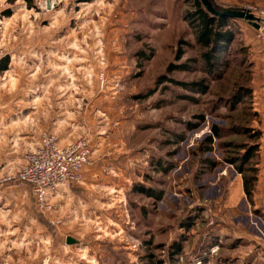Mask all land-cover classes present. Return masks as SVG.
<instances>
[{
  "label": "rangeland",
  "instance_id": "rangeland-1",
  "mask_svg": "<svg viewBox=\"0 0 264 264\" xmlns=\"http://www.w3.org/2000/svg\"><path fill=\"white\" fill-rule=\"evenodd\" d=\"M190 1L0 0L2 59L48 65L47 92L67 108L59 145L84 141L91 149L83 180L52 198L53 210L32 200L27 218L19 202L10 217L0 202V264H249L264 255V204L254 210L240 189L241 164H233L249 151L242 164L249 178L262 161L264 55L245 46L258 39L240 21L224 74L209 79L183 20ZM209 1L217 11L264 6ZM177 49V64L190 70L167 74ZM150 51L142 61L139 54ZM166 79H204L208 90L186 92ZM139 189L162 196L156 201ZM10 224L19 232L7 231ZM12 244L19 256L10 255Z\"/></svg>",
  "mask_w": 264,
  "mask_h": 264
},
{
  "label": "crops",
  "instance_id": "crops-1",
  "mask_svg": "<svg viewBox=\"0 0 264 264\" xmlns=\"http://www.w3.org/2000/svg\"><path fill=\"white\" fill-rule=\"evenodd\" d=\"M252 29L256 31V29ZM239 31L242 32L243 28ZM246 35V32L242 33L243 38ZM247 41L245 39L244 42ZM245 46H249L250 52H253L255 47L259 46L262 55H264V49H262L259 42L253 43L250 40ZM253 55H249V58H251L250 63L256 66L259 61L257 58H252ZM260 61L264 62V58ZM32 63L23 65L21 62L14 61V59H8L7 69L0 71V179L16 175L23 163L24 154L38 144L39 133L47 131L56 135L57 129H60L62 124V119L66 117V102H63L60 96L52 99V96L47 92L52 86L51 75H48L50 70H47L48 65L45 64L43 69L40 70L39 66ZM57 139L61 144L62 140ZM262 151H264V147H262ZM257 170V183L251 199L254 210L259 204H264V152H262V161L258 164ZM90 176L94 177V174ZM242 188V185H240L241 190ZM30 201H32V198L29 189L19 186L14 180L0 187V202L10 217H13L15 213L19 214L20 206L17 205L21 202L27 204V218H29ZM22 210L24 211V207ZM261 216L264 218V211L261 212ZM8 226L7 231L11 234L14 231L19 232L18 224ZM25 227L26 230L24 231L27 232L33 228L30 224ZM3 228L4 225H0V229ZM226 228L231 229L230 225H226ZM240 235L242 236V234H239L235 238H240ZM258 244L257 246H259ZM16 246L14 247L13 244L9 246L10 255H13L15 251L19 256V244ZM254 257L247 263H257L259 258L264 257V255L257 252Z\"/></svg>",
  "mask_w": 264,
  "mask_h": 264
},
{
  "label": "built area",
  "instance_id": "built-area-1",
  "mask_svg": "<svg viewBox=\"0 0 264 264\" xmlns=\"http://www.w3.org/2000/svg\"><path fill=\"white\" fill-rule=\"evenodd\" d=\"M249 11L259 19L256 35L264 49V6ZM90 153L91 149L84 141L60 146L55 134L41 131L38 144L24 154L20 170L12 177L0 179V187L11 180L16 181L19 186L29 189L34 205L49 212L54 207L52 198L83 180V170L90 162Z\"/></svg>",
  "mask_w": 264,
  "mask_h": 264
},
{
  "label": "trees",
  "instance_id": "trees-1",
  "mask_svg": "<svg viewBox=\"0 0 264 264\" xmlns=\"http://www.w3.org/2000/svg\"><path fill=\"white\" fill-rule=\"evenodd\" d=\"M209 1V0H208ZM191 8L189 11L184 13L183 20L187 24L189 28H191L194 32V44L197 48H199L202 52L200 53V59L202 61V68L201 70L204 72L206 76L209 77L211 80H216L218 78L222 77V74H224L226 68H227V62L224 61L225 55L228 53L227 50L230 47V44L235 39V27L238 26V23L243 20H235L230 19L228 17L220 16L215 17L211 13H209L204 5L201 3L200 0H191ZM213 9L218 12H225L230 10H220L217 11L212 2L209 1ZM244 22V21H243ZM246 23V22H245ZM247 24V23H246ZM248 25V24H247ZM185 44V43H182ZM187 45V44H185ZM152 52L150 51L149 55H145L144 53H140L139 57L142 61H147L151 59ZM182 50L177 49V52L174 56L175 63H172L167 68V74H172L174 72H185L190 70V67L187 63H178L180 62L182 57ZM8 64V59H2L0 61V71L6 70ZM140 68L141 63L138 65ZM167 81H170V79H166ZM175 85L180 86L183 90L186 92H191L194 94L203 95L207 93L208 86L206 85V81L204 79L191 82V83H183V82H177V81H170ZM245 96H248L245 95ZM244 96V97H245ZM232 101H235L233 99ZM243 102V101H242ZM201 120L203 117H199ZM213 135L216 136L217 134V128L212 127ZM208 144H212V137H209L207 139ZM210 151V149H208ZM246 153V155L242 158H240L238 161L233 162V164H241L239 167L237 166V170L240 172V174L243 176V192L248 199L251 200L252 193L255 188V184L257 182L256 173L257 171H252L253 175L252 177H246L244 174L246 172V169L242 167V164L244 166H247V162L249 159H247V156L249 155ZM213 164H210L212 166ZM206 168H209L207 166ZM139 192L146 194L149 198H152L156 201H158L162 193L161 192H153L151 190L146 189H139ZM179 249V246L175 247V253H177V250ZM154 264V263H152ZM156 264H162L161 262H157ZM201 264H207L206 261H203Z\"/></svg>",
  "mask_w": 264,
  "mask_h": 264
},
{
  "label": "water",
  "instance_id": "water-1",
  "mask_svg": "<svg viewBox=\"0 0 264 264\" xmlns=\"http://www.w3.org/2000/svg\"><path fill=\"white\" fill-rule=\"evenodd\" d=\"M200 1L204 5L206 10L215 17L224 16V17H228L230 19L243 20L252 28H254L256 30L258 29V19L249 10H243L240 12L225 11V12L218 13L213 9V7L211 6V4L209 3L208 0H200ZM66 243L69 245L74 244V240L73 239H67Z\"/></svg>",
  "mask_w": 264,
  "mask_h": 264
}]
</instances>
